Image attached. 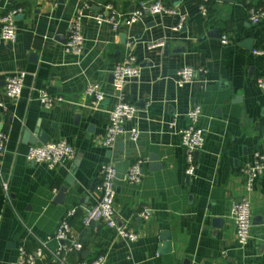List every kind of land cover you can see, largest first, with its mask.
<instances>
[{
    "label": "crops",
    "instance_id": "0c3cea01",
    "mask_svg": "<svg viewBox=\"0 0 264 264\" xmlns=\"http://www.w3.org/2000/svg\"><path fill=\"white\" fill-rule=\"evenodd\" d=\"M147 1L152 0H0V16L7 9L21 10L15 16V42L0 39V102L6 108H0V127L7 134L0 166L10 194L8 202L0 183V264H14L21 244L33 250L37 239L52 236L70 208L76 211L69 220L71 234L82 250L69 255L68 264L99 254L105 264H264V173L247 193L243 172L254 153L264 155V91L256 84L264 75V56L252 51L264 38V0H209L205 15L200 0H162L186 13L178 31L171 15L146 16L131 25L123 21L116 30L91 18L105 2L130 12ZM85 4L83 52L68 54L67 22ZM257 9L261 15L252 23L249 12ZM127 42H134L140 75L125 84L126 100L137 114L124 126H136L139 135L136 141L121 137L106 149L101 138L115 102L112 70ZM153 42L163 45L148 48ZM182 66L204 72L178 87ZM20 71L26 74L21 94L10 99L4 78ZM88 82L105 94L99 109L83 93ZM40 89L63 100L45 109L37 99ZM194 105L201 107L198 125L205 138L195 155V172L186 176L178 132ZM42 133L47 142L69 143L74 157L52 168L29 161L28 148L47 143L39 141ZM151 155L160 168L149 169ZM137 160H142L140 183L121 182ZM106 162L117 171L115 219L137 233L135 242L104 224L82 225L86 210L100 197L99 167ZM61 186L67 188L58 203ZM245 196L251 237L239 246L230 212ZM143 210L150 211L148 219L139 217ZM46 244L47 254L37 264H55L49 252L61 243Z\"/></svg>",
    "mask_w": 264,
    "mask_h": 264
},
{
    "label": "built area",
    "instance_id": "2783aa9c",
    "mask_svg": "<svg viewBox=\"0 0 264 264\" xmlns=\"http://www.w3.org/2000/svg\"><path fill=\"white\" fill-rule=\"evenodd\" d=\"M209 0H200L199 10L202 15L206 14ZM89 5L85 4L82 8H77L67 22L66 39L64 43V52L72 55H80L83 52L84 37L81 32V23L86 16L84 13ZM89 9V8H88ZM20 8L7 9L0 16V39L8 44H12L16 40L17 27L15 24V16L20 13ZM249 18L252 23H257L261 12L259 9L250 10ZM171 15L177 18L175 25L172 27L174 31L181 29L186 20V13L181 12L175 6L166 5L162 0H152L141 2L130 12H120L116 10L112 3L101 5L100 10L95 13L93 18L96 23H108L113 30H116L121 22L134 24L141 21L146 16ZM227 36H221V42L227 43ZM134 42H127L126 51L122 59L117 62L112 70V92L115 102L110 110H108V122L104 134L101 138V145L106 149H111L119 138L128 137L132 141H136L139 130L136 126L126 128V122H132L136 118L137 109L134 104L128 102L125 97V84L128 81L136 80L140 75V67L137 63L136 56L133 53ZM163 45V42H153L148 48ZM253 53L264 56V38L259 47L254 48ZM204 68H193L191 66H182L176 73V85L182 87L190 84L195 80L196 74L203 73ZM25 72H14L7 74L4 78L5 94L10 99H16L20 96L23 85ZM257 86L264 91V75L256 80ZM84 95L91 100V106L99 109L104 101L105 94L100 86L94 82H88L83 91ZM37 99L40 105L45 109H51L55 103L63 100L60 96L49 94L46 90H38ZM0 108L5 110V106L0 102ZM186 116L188 118L187 126L179 130L180 145L185 150V174L192 176L195 172V154L204 144V130L198 125L201 117V107L194 105L190 108ZM174 124V123H172ZM7 134L0 127V163L3 154L6 151ZM73 147L64 140L50 141L41 145H33L28 148L26 157L31 162L45 163L49 168L56 164L70 160L74 157ZM245 182L244 188L247 193L253 190L256 180L264 173V155L256 152L253 160L248 163L244 169ZM142 177V160L133 162L126 173L120 180L123 183L139 184ZM100 181L97 190L100 197L86 210L82 217V225L84 227L92 224H104L109 228H113L117 235L128 242H135L138 239L136 232L131 230L127 225L118 223L114 215V202L117 194L115 182L118 181L117 171L115 167L106 162L99 167ZM0 183L4 190L5 199L10 201L8 184L3 179L0 166ZM231 218L234 224L235 239L239 246L248 243L251 235V209L247 196L234 202L231 207ZM76 211L70 208L66 211L64 217L59 221L52 236H47L45 240L37 239V245L33 250H28L25 244H21L17 250V256L14 264H37L42 261L46 253V243L55 239L61 244L56 250H50L51 260L55 264H68V256L72 253H79L82 250V244L77 237L71 234L70 219L74 217ZM149 210H143L139 213V217L148 219ZM264 228V218L262 222ZM28 230V228H27ZM30 233V232H29ZM31 234V233H30ZM74 264H105V256L97 255L95 258L84 261L78 260Z\"/></svg>",
    "mask_w": 264,
    "mask_h": 264
},
{
    "label": "water",
    "instance_id": "95a60500",
    "mask_svg": "<svg viewBox=\"0 0 264 264\" xmlns=\"http://www.w3.org/2000/svg\"><path fill=\"white\" fill-rule=\"evenodd\" d=\"M165 48H166V47H165ZM31 57H32V58H35L34 55H31ZM39 141L42 142V143L47 142V136H46V134H43V133L40 134ZM195 155H197V152H196ZM149 161L153 162V165H152V166H149V169L152 170V169H158V168L161 167L160 164H156V163H158V162H157V161H158V158H157L155 155H151V156L149 157ZM154 162H156V163H154ZM66 188H67V186H61V187H60V189H59V191H58V194H57V196H56L55 202H58V203H62V202H63L64 196H65Z\"/></svg>",
    "mask_w": 264,
    "mask_h": 264
},
{
    "label": "trees",
    "instance_id": "16d2710c",
    "mask_svg": "<svg viewBox=\"0 0 264 264\" xmlns=\"http://www.w3.org/2000/svg\"><path fill=\"white\" fill-rule=\"evenodd\" d=\"M105 3H107V2H105Z\"/></svg>",
    "mask_w": 264,
    "mask_h": 264
}]
</instances>
